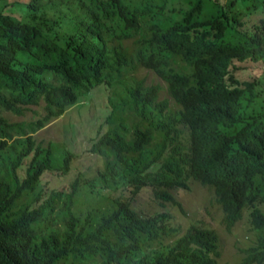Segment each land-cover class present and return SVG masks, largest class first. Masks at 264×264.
<instances>
[{
	"label": "trees",
	"instance_id": "trees-1",
	"mask_svg": "<svg viewBox=\"0 0 264 264\" xmlns=\"http://www.w3.org/2000/svg\"><path fill=\"white\" fill-rule=\"evenodd\" d=\"M263 2L0 0V264H218L207 222L132 205L148 189L182 210L174 192L194 182L226 230L245 216L254 232L230 264H264V10L245 18ZM99 88L89 152L103 167L46 189L75 153L36 132Z\"/></svg>",
	"mask_w": 264,
	"mask_h": 264
},
{
	"label": "rangeland",
	"instance_id": "rangeland-1",
	"mask_svg": "<svg viewBox=\"0 0 264 264\" xmlns=\"http://www.w3.org/2000/svg\"><path fill=\"white\" fill-rule=\"evenodd\" d=\"M263 10L264 6H261L258 11L252 12V15H246L245 18L253 19L260 15ZM137 75L139 77L144 76L147 83H160L165 86L164 82L151 70L140 69ZM162 95L165 96V93ZM32 108L37 113H42L40 107ZM106 111L107 92L105 89L99 88L94 90L92 96L82 98L78 104L71 106L64 115L52 120L36 132V137L43 139L44 143L48 141L52 143L54 153L57 148L62 149L63 147H67L75 153V159L73 162L71 161V170L67 174L47 173L43 175V186L46 189L66 190L78 170L92 175L97 169L103 167L104 158L89 152V137L94 136L93 128L96 129L103 121ZM3 114L11 121H29L36 117L32 112H28L25 116H16L10 112ZM102 125V131H104L107 125ZM174 196L180 202L182 210L171 204L154 200L148 189L142 190L135 197L132 205L146 215L163 211L172 212L183 229L191 222L199 220L207 222L217 231L219 236L221 257L218 264H230L239 261L243 257L240 249L251 245L255 240L254 232L249 230L245 216L236 222L230 231L225 229L220 222L222 213L218 205L212 204L213 200L208 187L194 182L188 190L176 189ZM81 199L83 198L81 197ZM96 205L102 208V213L106 212L110 207L109 199L98 197Z\"/></svg>",
	"mask_w": 264,
	"mask_h": 264
}]
</instances>
